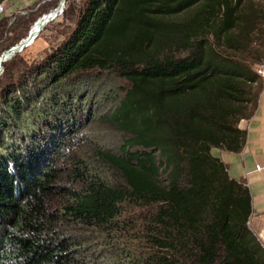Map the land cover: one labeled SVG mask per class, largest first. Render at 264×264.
<instances>
[{
  "label": "trees",
  "instance_id": "trees-1",
  "mask_svg": "<svg viewBox=\"0 0 264 264\" xmlns=\"http://www.w3.org/2000/svg\"><path fill=\"white\" fill-rule=\"evenodd\" d=\"M76 1L67 2V28L59 24L62 37L36 56L38 66L17 60L15 72L14 61L4 63L0 264H94L83 235L98 227L118 249L104 264H264L250 224L251 193L213 154L245 146L241 122L264 89L257 70L264 3ZM36 18L17 16L14 27L0 21V55ZM95 70L128 82L110 116L123 143L95 148L96 161L66 154L78 135L74 103L88 100L82 79ZM22 71L35 78L22 79ZM100 161L120 179L98 168ZM54 196L61 201L55 209Z\"/></svg>",
  "mask_w": 264,
  "mask_h": 264
},
{
  "label": "rangeland",
  "instance_id": "rangeland-1",
  "mask_svg": "<svg viewBox=\"0 0 264 264\" xmlns=\"http://www.w3.org/2000/svg\"><path fill=\"white\" fill-rule=\"evenodd\" d=\"M68 1L69 0H66V4L62 13H61L62 10L61 7L58 8L60 4V0H58V2L55 4L54 7H52L49 11L44 13L39 11L33 12L31 10H27L25 12L11 16L4 15L3 18L0 19V21L3 19H8L9 20L8 26L14 27L15 25L13 24H15V20L17 16L19 17L24 16L27 18L28 16H32L33 13H36L37 16L35 20L36 22L37 19L43 15L57 12L56 14L57 16L55 17V19L47 23L45 29L39 34V36L36 37V35H38L39 33V29L41 25H39L40 26L39 28H37L36 26H38L40 22H37V24H35L34 22L31 25V26L34 25L32 32H33V37L35 38L32 39V42L29 46H26L22 51L16 53L15 56H13L10 60L7 61V62L14 61L13 65L16 67H14L13 70L15 72L20 70L19 67L17 68V66L19 65L16 63L17 60L23 62L29 61L28 68L36 64H37L36 66H38L39 64H38V60L36 59V56L44 58L48 52L52 51L51 48L57 46L58 41L62 37L61 30L65 31L67 28L65 25L69 23V21L64 18V12ZM80 1L81 0H78V2L76 1V3L80 4ZM256 1L264 3V0H256ZM59 24H62L61 30L59 29L60 28ZM3 66L5 71L4 63ZM24 73L26 72L22 71L19 72L18 75L19 74L22 75ZM34 75L36 74L33 75L24 74L22 76V79L23 78L25 80L29 79L31 81V79L35 78ZM83 78L84 79H82L83 80L82 84L83 83L86 84V86H84L86 88L85 89L83 88V90H85L84 96H88V100L82 104L75 105L74 103L72 115L73 117H75L76 120L75 122L78 129V135L77 137H73L74 139L73 145L66 154L69 157L81 156L86 159L92 158L93 160L96 161L98 157L95 155L94 151L92 150H94L95 148L101 150H105V149L118 150L123 143L125 135L117 128V126L113 122L110 121V116L113 109L119 104L120 102L119 98L124 94V92H121V90H123L128 86V82L123 77H121L117 72L114 71L100 72V70H95L86 73L85 77ZM49 87L50 86H48V88ZM61 91L62 90H60L59 92ZM91 104L94 105L93 106L94 111L89 116L90 114L89 107L91 106ZM69 164L70 163L65 162V163H60L59 165L60 174L64 179H66L68 173H70L71 166L68 167ZM96 166L100 168L102 171L106 170L105 172H107V175L112 177V179H117V180L120 179V173L118 171H115L109 167L106 168L101 161L100 164H97ZM52 198H54L53 202L56 200L55 204H53V208L54 209L59 208L61 206L60 198L55 196ZM133 216H134L133 213H131L127 218L132 219ZM251 229L255 231L259 240L264 245V240L262 239L261 234L257 233V230L255 229L253 224L251 225ZM90 231L92 232L89 234L87 233L89 232V230H86L83 235V237L87 238L88 241V246H86L87 254L92 258L94 264H97V262L101 264L110 262L112 260V257H110V255L115 257L118 254L117 253L118 249H116L115 246H108L107 240H109L110 237L109 236L107 237V234L105 233L104 229H99L98 227ZM132 234L134 236H139L138 233H132ZM102 236H104V238H101ZM130 237L131 236L128 235L126 241H129ZM97 241L107 244L106 247L101 246L100 244H99L100 246L96 245L95 242ZM93 250H95L94 253H92Z\"/></svg>",
  "mask_w": 264,
  "mask_h": 264
},
{
  "label": "crops",
  "instance_id": "crops-1",
  "mask_svg": "<svg viewBox=\"0 0 264 264\" xmlns=\"http://www.w3.org/2000/svg\"><path fill=\"white\" fill-rule=\"evenodd\" d=\"M58 0H7V16L31 10L47 12ZM247 130V139L241 152H230L218 148L213 154L227 163L230 175L243 181L251 193L252 215L250 224L264 240V90L252 117L241 122ZM260 166V170L257 167Z\"/></svg>",
  "mask_w": 264,
  "mask_h": 264
},
{
  "label": "water",
  "instance_id": "water-1",
  "mask_svg": "<svg viewBox=\"0 0 264 264\" xmlns=\"http://www.w3.org/2000/svg\"><path fill=\"white\" fill-rule=\"evenodd\" d=\"M65 4H66V0H61L60 4H59V6H58V8L61 7V9H62L61 12H63L64 7H65ZM58 8H57V9H58ZM57 9H56V10H57ZM46 15H49V16L51 17V19L48 18V19L44 20L45 17H46ZM46 15L41 16V17L38 18L37 21L35 22V23H37V22H39V21H42L41 27H40V29H39V33H38V35H36V37L39 36V34L45 29V27H46V25H47L46 23H48L50 20L54 19V18L57 16V15H55V16L52 17V16H51V13H48V14H46ZM32 31H33V27L31 26V28H30V30H29V32H28V35H27L26 37H24V38H23L20 42H18L16 45H14V46H12L11 48L5 50V51L1 54V56H0V66H1L3 63H5V62H7L8 60H10L13 56H15L16 53L22 51L26 46H29V44L32 42V39L35 38V37H33V32H32ZM30 39H31V40H30ZM3 72H4V68H3V71H2L1 74H3Z\"/></svg>",
  "mask_w": 264,
  "mask_h": 264
},
{
  "label": "built area",
  "instance_id": "built-area-1",
  "mask_svg": "<svg viewBox=\"0 0 264 264\" xmlns=\"http://www.w3.org/2000/svg\"><path fill=\"white\" fill-rule=\"evenodd\" d=\"M61 2V0H60ZM7 11V7L5 2H1L0 3V19L3 18V16L6 14ZM62 13V12H61ZM258 73L260 74V76L262 77L263 81H264V63L260 64L257 67ZM257 170H260V166L257 167Z\"/></svg>",
  "mask_w": 264,
  "mask_h": 264
},
{
  "label": "bare ground",
  "instance_id": "bare-ground-1",
  "mask_svg": "<svg viewBox=\"0 0 264 264\" xmlns=\"http://www.w3.org/2000/svg\"><path fill=\"white\" fill-rule=\"evenodd\" d=\"M57 14V12H55V13H51V16L53 17V16H55ZM48 18H50L51 19V17L49 16V15H46V17H45V19L44 20H46V19H48ZM55 19V18H54ZM53 20V19H52ZM52 20H50V21H52ZM49 21V22H50ZM40 23L38 24V26H36L37 28H39L40 26L39 25H41L42 24V21H39ZM35 24H37V23H35ZM47 24V23H46ZM34 26V25H33ZM32 26V27H33ZM31 40V39H30ZM31 44V43H30ZM29 44V45H30ZM3 64L0 66V76H1V73H2V71H3Z\"/></svg>",
  "mask_w": 264,
  "mask_h": 264
}]
</instances>
